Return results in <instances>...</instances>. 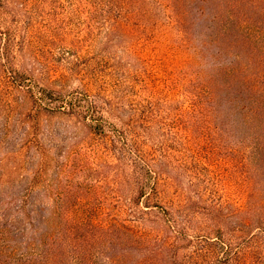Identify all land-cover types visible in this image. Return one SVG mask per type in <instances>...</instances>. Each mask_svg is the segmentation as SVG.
Wrapping results in <instances>:
<instances>
[{
	"label": "trees",
	"instance_id": "1",
	"mask_svg": "<svg viewBox=\"0 0 264 264\" xmlns=\"http://www.w3.org/2000/svg\"><path fill=\"white\" fill-rule=\"evenodd\" d=\"M72 3L74 24H91L93 32L92 24H111L108 46L113 34L125 35L126 51L138 65L129 80L146 86L150 74L156 92L144 100L140 93L132 99L130 91L131 104L116 103L112 92L120 81L113 73L102 75L96 63L70 70L92 92L65 93L36 82L29 90L36 89L41 106L84 120L90 147L80 155L93 152V165L117 167L132 197L120 207L46 200V171L53 168L59 180L75 151L60 153L55 140L39 131L0 122V264H264V0ZM7 6L0 0V10ZM49 16L48 24H56ZM2 37L1 56L9 62L13 41ZM9 72L14 85L32 82L24 72ZM155 129L165 138L184 133L188 143H202L196 153H205V164L226 167L231 155L239 175L233 221L193 236L188 230L195 218L182 211L187 204L170 200L171 210L160 202L165 170L154 163L168 164L170 155L161 150V158L157 145L148 143ZM214 152L221 155L215 162ZM147 216L163 220L155 236L142 230ZM136 248L143 258L129 261Z\"/></svg>",
	"mask_w": 264,
	"mask_h": 264
},
{
	"label": "rangeland",
	"instance_id": "2",
	"mask_svg": "<svg viewBox=\"0 0 264 264\" xmlns=\"http://www.w3.org/2000/svg\"><path fill=\"white\" fill-rule=\"evenodd\" d=\"M3 2L8 6L7 12L0 10V44L2 36L8 34L13 41V47L9 62L1 56L0 47V122L13 129L24 126L31 132L39 131L46 141L55 140L60 153L75 151L67 161L66 169L61 172L59 180L56 179L53 168L46 171L42 180L48 191L45 199L107 201L119 207L125 205L132 194L130 185H126L124 173L117 167L114 169L93 165V152H89L88 158L79 153L90 147L89 130L84 120L41 106L36 89L30 91L29 86L36 82L44 88L65 93L78 89L92 92L90 83L86 82L84 85L83 80L70 70L74 67L90 70L93 63L102 64V75L113 73L121 84L112 92L113 101L131 104V101H128L130 98L127 97L130 91H133L132 99L136 93L144 96V100L152 99L156 92L153 76H145L146 86L133 87L129 76L138 65L135 58L126 51L129 40L118 32L113 34L108 46L107 28L111 24H92L96 28L95 32L89 29L91 24H74L72 0ZM49 12L52 13L51 19L56 24H48ZM63 17L66 18L67 24L62 21L65 20ZM9 71L24 72L32 82L29 80L24 85H14L13 80L8 77ZM160 104L161 108L166 107V99ZM182 134L184 133H180L178 137L165 138L155 129L147 136L149 144L157 145L156 151L161 158V150L170 155L168 164L154 163V168L164 166L165 170L164 175H161L159 187L160 202L171 210L175 209L170 207V200L177 206L187 204V207L182 208L183 213L190 210V214L195 218L188 230L189 234L205 236L210 234L209 230L213 229V226L221 228L224 227L225 221H233V212L239 196V175L237 176L231 155L228 156L226 167L223 164H205V153H196V148L202 143H188ZM214 153L215 162L221 155ZM62 158L57 157L56 162H60ZM81 162H84L83 165ZM82 166L87 169L83 170ZM84 176L86 179L82 180ZM67 190L75 193L67 196ZM63 193L64 196H57ZM214 210H217L218 217L212 216ZM111 213L115 214V211ZM144 223L142 230L150 233V236H155L158 224L162 225L163 220L147 216ZM123 237L122 240L128 239ZM153 248L154 246H150L149 249ZM134 250L136 251L131 253L133 256L129 261L137 262L143 255H139V249ZM120 252L119 246L113 251L118 256Z\"/></svg>",
	"mask_w": 264,
	"mask_h": 264
}]
</instances>
